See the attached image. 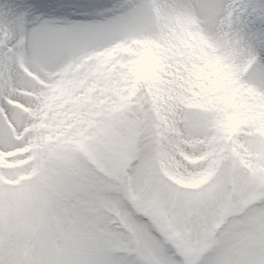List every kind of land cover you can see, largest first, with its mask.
<instances>
[{
    "label": "rangeland",
    "instance_id": "obj_1",
    "mask_svg": "<svg viewBox=\"0 0 264 264\" xmlns=\"http://www.w3.org/2000/svg\"><path fill=\"white\" fill-rule=\"evenodd\" d=\"M264 0H0V264H264Z\"/></svg>",
    "mask_w": 264,
    "mask_h": 264
},
{
    "label": "bare ground",
    "instance_id": "obj_2",
    "mask_svg": "<svg viewBox=\"0 0 264 264\" xmlns=\"http://www.w3.org/2000/svg\"><path fill=\"white\" fill-rule=\"evenodd\" d=\"M261 108H263L262 112L264 113V104L261 103Z\"/></svg>",
    "mask_w": 264,
    "mask_h": 264
}]
</instances>
